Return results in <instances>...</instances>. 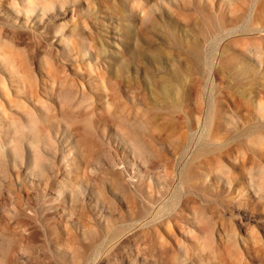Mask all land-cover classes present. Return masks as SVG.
I'll return each instance as SVG.
<instances>
[{
    "label": "rangeland",
    "instance_id": "374dc122",
    "mask_svg": "<svg viewBox=\"0 0 264 264\" xmlns=\"http://www.w3.org/2000/svg\"><path fill=\"white\" fill-rule=\"evenodd\" d=\"M0 264H264V0H0Z\"/></svg>",
    "mask_w": 264,
    "mask_h": 264
},
{
    "label": "bare ground",
    "instance_id": "6f19581e",
    "mask_svg": "<svg viewBox=\"0 0 264 264\" xmlns=\"http://www.w3.org/2000/svg\"><path fill=\"white\" fill-rule=\"evenodd\" d=\"M4 69H5V68H4ZM4 69H3V70H4ZM6 71H7V69H6ZM5 73H6V72H5ZM10 76H11V75H10ZM11 77L13 78V76H11ZM15 78H16V77H15ZM8 80H9V79H8ZM2 81H3V80H2ZM9 81H11V80H9ZM12 81H14L15 83L18 84V83H19V77H18L17 79H15V80H12ZM90 81H91V82H90V85H91L92 87H97V89H98V87L101 88L102 91H101L100 95L104 96L105 98H106L107 96H109V93L112 92V90H113L112 87H108V86H107V87H108V88H107V87L105 86V84H104L103 81H102L101 83H100V81H99V83H98V81H97L96 79H92V78H91ZM14 82H13V83H14ZM3 83H4V85H6L5 82H3ZM10 83L12 84V82H10ZM17 84H16L15 86L18 87ZM103 84H104V85H103ZM4 85H3V86H4ZM8 85H9V84H8ZM4 88H5V86H4ZM16 89H18V88H16ZM16 89H15L14 92H15V94H18L17 91H16ZM35 127H36V126H35ZM35 129H36V128H35ZM38 129H39V128H38ZM38 129H37V130H38ZM37 130H36V131H37ZM38 133H39V132H38ZM36 137L38 138V140L40 139V135H39V134H36ZM33 141H34V140H33ZM137 152H138V151H137Z\"/></svg>",
    "mask_w": 264,
    "mask_h": 264
}]
</instances>
